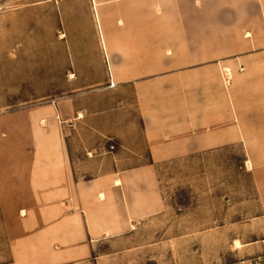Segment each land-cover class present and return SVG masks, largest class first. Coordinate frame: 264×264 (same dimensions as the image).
I'll list each match as a JSON object with an SVG mask.
<instances>
[{"label":"crops","instance_id":"obj_1","mask_svg":"<svg viewBox=\"0 0 264 264\" xmlns=\"http://www.w3.org/2000/svg\"><path fill=\"white\" fill-rule=\"evenodd\" d=\"M194 1L186 3L195 9ZM224 3L231 34L222 52L215 51L214 14L206 18V42L194 35L200 17L192 14L175 17L181 30L174 34L152 33L151 0H86L83 16H64L63 36L53 47L38 43L33 54L54 57L48 87L76 90L52 99L64 123L59 144L25 148V163L22 145L21 158L0 159V207L9 224L34 200L73 195L89 214L63 216L59 230L84 234L59 240L85 252L86 242L129 231L161 211L156 164L233 145L246 153L264 215V0ZM215 55L223 58H199ZM71 256L64 250L44 262Z\"/></svg>","mask_w":264,"mask_h":264},{"label":"rangeland","instance_id":"obj_2","mask_svg":"<svg viewBox=\"0 0 264 264\" xmlns=\"http://www.w3.org/2000/svg\"><path fill=\"white\" fill-rule=\"evenodd\" d=\"M62 1L0 0V159L21 158L16 145H22L25 163L30 160L25 148L34 149V143L57 145L64 135L52 99L76 89L48 87L54 57L33 54L38 43L53 47L54 39L63 36L65 15L66 22L69 16H83L86 0H74L65 8ZM170 1L151 0L152 33L174 34L181 30L175 17L192 14L200 17L194 35L206 42L211 32L206 18L214 14L215 51L222 52L223 37L231 34L223 26V8L228 5L224 0H213L218 8L208 0H195V9L186 3L189 0L179 6ZM186 27L189 31L191 25ZM245 157L242 148L233 145L156 164L161 211L129 231L86 242L85 252L77 246L66 248L59 240L65 234L75 242L84 234L82 228L59 230L63 216L89 214L73 195L34 200L21 206L10 224L0 207V264H50L44 260L64 250L72 254L70 262L56 264H264V215ZM21 209L26 215H20Z\"/></svg>","mask_w":264,"mask_h":264},{"label":"bare ground","instance_id":"obj_3","mask_svg":"<svg viewBox=\"0 0 264 264\" xmlns=\"http://www.w3.org/2000/svg\"><path fill=\"white\" fill-rule=\"evenodd\" d=\"M100 196L102 197L103 195H102V194H100Z\"/></svg>","mask_w":264,"mask_h":264}]
</instances>
